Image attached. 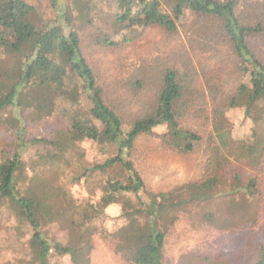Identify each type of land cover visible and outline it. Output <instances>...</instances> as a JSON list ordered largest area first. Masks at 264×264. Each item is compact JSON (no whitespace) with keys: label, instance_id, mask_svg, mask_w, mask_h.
I'll return each instance as SVG.
<instances>
[{"label":"trees","instance_id":"obj_1","mask_svg":"<svg viewBox=\"0 0 264 264\" xmlns=\"http://www.w3.org/2000/svg\"><path fill=\"white\" fill-rule=\"evenodd\" d=\"M73 5L63 4L54 19H43L24 0H0V114L8 109L55 114L82 127L74 126L64 139L48 142L31 137L25 121L12 117V141L0 144V204H7L18 226L30 229L28 264H89L88 253L50 243L42 226L52 221L50 201L59 190L60 177L67 183L87 184L98 172L115 167L121 168L120 175L106 180L97 200L106 207L120 194L135 198L138 208L133 212L138 216L131 218L135 225L120 229L122 242L115 246L122 264H169L166 243L175 234L173 224L180 213L193 228L202 223L245 237L257 219L260 191L255 175L242 184L236 174L239 165L257 172L264 159V54L259 51L264 46L263 3L75 0ZM189 18L195 21L189 39L192 50L212 47L216 65L223 61L218 48L228 50L222 71L208 69L207 64L202 68L223 72L222 83L216 84L217 77L209 81L206 101L197 76L187 73L192 71L187 53L180 52L149 74L156 85L154 111L135 114L124 124L118 109L105 102L86 53L95 52L94 46L102 51L124 46L135 28L155 26L176 36ZM113 26L119 30L112 33ZM89 28L95 35L84 45L79 32ZM101 30L103 39H95ZM143 140L183 160L193 157L197 169L193 179L151 191L132 159ZM82 141L108 155L90 171L80 160L65 156ZM27 149L45 150L37 156L44 160L42 167L23 159ZM220 212L226 214L223 220ZM139 231L147 234L141 242ZM238 245H233L237 254ZM250 248L252 264H264V235ZM186 263H191L188 257L181 264ZM223 264L231 262L227 258Z\"/></svg>","mask_w":264,"mask_h":264},{"label":"rangeland","instance_id":"obj_2","mask_svg":"<svg viewBox=\"0 0 264 264\" xmlns=\"http://www.w3.org/2000/svg\"><path fill=\"white\" fill-rule=\"evenodd\" d=\"M24 1L31 5L41 18L54 19L63 4L73 8L75 0ZM256 1L264 5V0H246V3L251 5ZM105 10L109 13V10L106 8ZM76 14L74 11L73 15L76 16ZM248 20L251 22L250 19ZM194 23L195 21L189 18L184 30L181 27L178 28L177 35L173 37H169L162 29L155 26L145 30L135 28L134 35H129V41L124 46L108 51H102L99 47L94 46L95 52L91 50L86 53L87 62L95 70L98 86L103 89L105 102L118 109V114L123 118L124 124L130 122L137 114L154 111L156 85L152 83L149 74L155 71L156 66L172 62L175 55L177 56L180 52L187 53L184 57L187 62L191 63L189 66L192 68V71H187V73H191L189 75L191 78L197 76L200 82L199 86L205 91L206 98L204 99L206 101L209 95L207 86L211 83L209 81L217 77L216 84L217 82L222 83L219 77L224 73L219 71L216 73V70L211 73V70L208 69L216 67L218 70L221 68L222 71L225 67L224 61L228 59V50L223 47L218 48L223 59V61L218 60L219 65L215 64L212 47L205 49L204 52L195 46L196 50H192L191 46L193 45H190L189 39L194 35ZM114 29H112V33L119 30L115 27ZM97 34L99 35L95 39L102 40L104 30ZM218 34L220 36V33ZM79 35L86 45V42L91 41L95 35L94 29H83ZM4 38L10 40L8 36H4ZM259 51L264 54V46H261ZM205 64L208 65V69L202 72ZM144 69H148L150 73L148 72L146 75ZM41 113L10 109L1 113L0 144L12 141L13 137L9 135V122L12 117L22 118L25 121L31 137L41 138L48 142L64 139L63 135L74 126L78 130L77 125L79 126V124L72 125L67 119L55 114ZM124 126L127 129V125ZM79 127L82 129L81 126ZM52 147H49V151L53 154ZM44 151L42 149L37 151L27 149L23 159L35 160L42 167L44 160L37 156L45 154ZM69 155L75 160H80L83 167L89 171L95 164L102 163L108 156L100 153L95 145L85 141L74 143L69 152H65L67 158ZM132 159L142 178L153 192L165 191L173 185L192 180L197 171L193 157L192 161L183 160L181 157L156 148L153 142L145 140L135 148ZM234 165L238 166L237 163ZM244 167L238 166L236 175L240 177L239 180L243 184L246 182L245 178L255 175L258 191H260L257 219L246 229L247 235L243 238L233 235V229L214 231L202 223L200 227L193 228L190 225L191 222L186 219L183 213H180L178 221L173 224L175 234L171 235L166 243V259L170 258V260L168 259L169 264H181L186 257L191 261L190 264H223L227 258L231 264H252L253 254L250 247L254 246L255 242L264 235V159L257 172ZM230 168L232 169V167ZM66 172L71 173L69 170ZM120 173L121 168L119 167L98 172L94 178L87 180V184L76 181L67 183V178L61 179L62 177H60L56 187L59 190L50 201L53 211L52 221L42 226L46 239L50 243H58L61 246L88 253L89 264H122L119 253L115 251V246L122 242L120 229L128 225H135V222H131V218L138 216L136 212H133L138 208L135 198L132 195L120 194L116 196L114 203L106 207H103L97 200V194L102 193L101 189L106 180L112 175L117 177ZM229 180L230 177L227 181L229 182ZM225 186L226 184L223 183L222 187L225 188ZM93 206L94 209H92ZM218 215L221 216V220L226 216L221 212ZM17 224L7 204L1 203L0 264H28L29 262L30 229ZM144 233L143 231L137 233L140 242L147 237V234ZM234 244H239L236 247L238 254L233 251Z\"/></svg>","mask_w":264,"mask_h":264}]
</instances>
